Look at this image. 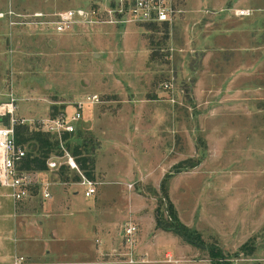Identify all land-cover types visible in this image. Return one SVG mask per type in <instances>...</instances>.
<instances>
[{"label":"rangeland","instance_id":"obj_1","mask_svg":"<svg viewBox=\"0 0 264 264\" xmlns=\"http://www.w3.org/2000/svg\"><path fill=\"white\" fill-rule=\"evenodd\" d=\"M92 1L12 0L10 24L17 28L0 21V105L14 103L1 125L13 118V125L40 130L49 113L88 93L100 101L87 110L111 116L119 105L124 111L116 120L130 125L123 136L106 119L104 128L97 125L98 140L83 129L84 119L73 133L70 147L84 132L91 135L82 154L101 153L98 167L106 175L99 179L110 181L93 206H83L79 195L52 199L49 221L39 229L43 189L51 198L55 185L73 191L75 172L64 182L57 170L32 171L30 197L19 202L0 187V264H12L16 255L26 264H105L93 254L78 262L16 250L39 251L52 233L58 251L82 249L91 226H116L122 208V250L105 251V260H127L132 251L137 262L131 264H264V0H179L183 12L168 26L53 30L57 13ZM7 2L0 0V9ZM242 9L248 14L238 16ZM138 123L150 125L144 136L132 127ZM24 149L32 150L28 143ZM170 206L195 232L190 240L178 233Z\"/></svg>","mask_w":264,"mask_h":264},{"label":"built area","instance_id":"obj_2","mask_svg":"<svg viewBox=\"0 0 264 264\" xmlns=\"http://www.w3.org/2000/svg\"><path fill=\"white\" fill-rule=\"evenodd\" d=\"M88 7H76L56 14L51 21L53 30L64 33L73 29L76 25L100 26V25H126L136 23H149L155 25H173L182 14L179 0H93ZM245 9L237 11L238 16H245ZM2 15V13H0ZM13 23L12 21H10ZM169 88V85H165ZM96 94H88L82 100L75 101L73 110L67 112L59 110L39 123L40 130L56 136L59 143L60 154L51 155L46 160L48 170H58L65 166L79 176V184L86 189L84 194L89 196L95 192V182L85 176L79 168L76 157L67 149L63 135L73 133L77 123L82 119V111L85 105L98 103ZM174 101V97L171 100ZM12 101L0 105V118L13 113ZM0 124V187L7 191V195L13 202L23 201L30 196L31 186L34 184L32 171L19 169V163L24 156V149L15 143L14 125ZM48 187L42 191L43 198H49ZM133 225L126 228V234H132ZM128 263L137 262L133 258V252L126 253ZM12 264H24L22 256L14 257Z\"/></svg>","mask_w":264,"mask_h":264},{"label":"crops","instance_id":"obj_3","mask_svg":"<svg viewBox=\"0 0 264 264\" xmlns=\"http://www.w3.org/2000/svg\"><path fill=\"white\" fill-rule=\"evenodd\" d=\"M11 2H12V0H8V2L5 5V7L3 9H0V13H2V15H0V21L5 24L4 26H7L8 28L10 27V29H12V28L16 29L17 28V27H15L16 23L15 24H10V21L14 22V20H13V19H15L14 15H16L14 13L12 7H11ZM19 2L22 5H30L31 4V0H19ZM47 7H51V6H47ZM109 29H110L109 26H106L105 31L108 32ZM57 34H65V32L64 33H57ZM116 49H118V52L120 54H122L121 49H119V48H116ZM91 55L93 57L95 56V51L94 50L91 51ZM109 57L114 58L113 55L112 56L109 55ZM114 60H115V58H114ZM115 61L116 62L118 61V63H119V59H117ZM110 90H112V89H110ZM88 94H93V93H88ZM88 94H86V95H88ZM86 95H84L83 98ZM78 100L79 99H77V101ZM75 101L76 100H74V102ZM94 104H96V103H94ZM94 104H89V105L91 106V105H94ZM59 108H61V107H59ZM59 108L57 110H61ZM86 108H87V105H85L84 108H83L82 119L77 123L76 130L74 131L75 133L78 130L77 128H78L80 122H82L85 119V121L83 123V129L88 131V132H90V134H92L94 136V138H97L98 140H100L99 139V135L103 136V132L100 131V128H104L103 126H105L107 124L105 122V120L106 119H110V120H112L111 123L114 124V125H110V124H108V125H110L112 127V129H114V130H118L119 129L120 130L119 132L122 133L123 136H125V133H126L127 129H129L130 125H128L127 122L123 123L120 120H116V119H118L121 116V114L124 111L123 109H120L121 106L118 105L116 110H112L111 112H114V114L111 115V116H107V113H105V114L102 113V115H98V110H97V112L93 113V111L91 112V111L87 110ZM57 110L54 113H56ZM65 110L67 112H71L73 110L72 104L69 105L68 107H66ZM48 111H49V109H48ZM52 113H49V114L52 115ZM49 114H48V116H50ZM118 123H120V125H117ZM97 125H99L100 128ZM132 127L134 129H136V132H138L139 136L141 134H142V136H144L145 130L148 131L149 128H150V125L148 123L146 125H143L142 123H138L136 126L134 125ZM90 134L87 133V132H84V134H82L84 138H82V135L79 136L80 137L79 140H81L80 143L81 142L82 143L85 142V144L88 145L90 143V140H91V135ZM72 137H73V134H72ZM82 139H84V141ZM88 139H90V140H88ZM103 140H105V139H103ZM112 141L115 143L114 144V148H117L118 146H120L119 145L120 143L117 142L119 140H112ZM158 141H159V139H158ZM80 143H78V144L81 145ZM102 146L103 145L101 144V146H100L101 150L103 149ZM80 149H82V147H80ZM98 155L99 156H96V158L94 159L95 160L94 161V170L95 171H94V177H93V179H91L92 181H94L96 183L95 184V192L93 194L89 195V196H86L84 194V191H85L86 188L84 186H82L81 184H79V180L78 181H74L75 185L77 187L75 189H73V191H69V189H66V188L59 187V186L55 185L54 198H51L52 197V193H50V197L49 198L41 199L42 200V205H41L40 209L37 211L38 212L37 213L38 214L37 215V219L39 221L38 222L39 224L37 225V228L40 229V226L45 225V224L48 223L49 217L47 216L48 210L46 208H47V204L51 203L52 199H55L56 202H59L61 197H66V199L68 201H71V200L73 201L79 195V196L83 197L82 199H84V200H83L82 203H83V206L86 204L87 205L86 207H89V205L93 206L97 202V200H99L98 198L101 195H103V186L106 185L110 181L105 180V178L104 179H99V177H101V178H102V176L105 177L106 172L103 169H101V166L98 167V161L101 158V153L98 154ZM54 174L56 175V173H54ZM99 174H100V176H99ZM115 182H117V181H115ZM117 183H119V182H117ZM123 185H124V183H123ZM101 186H102V189H101ZM123 191H124V189H123ZM53 203H54V201L52 202V204ZM48 206H50V205H48ZM125 211H126L125 208L124 209L122 208V209H119V211L115 212V215L118 217L116 226H110V224H109V225H107V227L105 226V228H103L102 227L103 224H99L100 222L98 223V221H97L96 223H94L91 226V230H90L93 233L92 234L93 236H91L89 238L88 246L87 247L83 246L82 249L77 248L76 251H58L59 250V247H58L59 239H58V237L55 234L52 233V234H50L49 238H47L46 244H44L43 247H41L39 251H20V250L17 251L16 250V252H25L27 254L34 253L35 254L34 256H36L37 253L40 254L43 251H50L49 254H47L48 252L46 253L48 255L47 257L52 255V257L55 256V257H57L59 259H63L66 256L70 255V256H73V258H77L79 260L78 262H81L84 258H86V257L90 256L91 254H93L94 258L95 257H100V259H101L100 261H102L105 264H131V263H128L125 260V257H122V256H118L117 260L115 258V259H113V261L110 258L108 260H105L104 257H103V256H105V251H107V253L109 252L108 254L110 255V252L114 250L113 248H117V249L122 250L121 246H120L122 238H121V235H120L119 224L122 223L121 221H122L123 213ZM62 216H63V213H62ZM21 219L23 221L24 220L27 221V218H25V217L21 218ZM29 236L30 235H28V234L25 235L24 239H30ZM164 241H166V243H168V240L165 239ZM114 246H116V247H114ZM139 248L140 247H138L137 250H135V249L134 250L135 251H141V249H139ZM15 257H18V255H16ZM25 262L26 261H25V258H24V264H26ZM175 264H176V262H175Z\"/></svg>","mask_w":264,"mask_h":264},{"label":"trees","instance_id":"obj_4","mask_svg":"<svg viewBox=\"0 0 264 264\" xmlns=\"http://www.w3.org/2000/svg\"><path fill=\"white\" fill-rule=\"evenodd\" d=\"M155 27V26H154ZM54 114V113H53ZM74 133V132H73ZM73 133H66L63 135V140L65 141V145L67 149L70 150V152L76 157V161L78 163L79 168L84 172L85 176H87L90 179H93L94 177V159L89 155L82 154V150L85 149L87 146L84 143H81V145L76 144L72 147L69 145L71 144L72 140V134ZM14 138L16 145L22 147L24 149L25 144H30L32 150L25 151L24 156L22 157L20 163H19V169L24 171H34V172H44L47 171V165L46 160L48 157L53 155H59L60 149H59V143L56 136L49 134L47 132L41 131L39 129L30 130L25 125H14ZM82 138H84L82 136ZM84 141V139H82ZM82 147V149H80ZM70 170L67 169L65 166H60V168L57 170V175L59 176L60 180L66 182L69 180L68 176L65 175ZM76 174V173H75ZM72 181H78L79 176L76 174L73 178H71ZM172 222L176 223L178 226V233L186 240H190L191 236L195 234V232L189 230L186 226L180 224L177 220V217L175 215V212L170 206V214ZM160 219L157 217L155 219L156 225L160 224ZM164 229V228H163ZM165 230H171L170 227L165 228Z\"/></svg>","mask_w":264,"mask_h":264},{"label":"water","instance_id":"obj_5","mask_svg":"<svg viewBox=\"0 0 264 264\" xmlns=\"http://www.w3.org/2000/svg\"><path fill=\"white\" fill-rule=\"evenodd\" d=\"M99 54L95 53V56H98Z\"/></svg>","mask_w":264,"mask_h":264}]
</instances>
